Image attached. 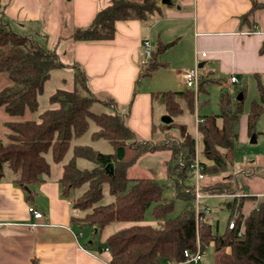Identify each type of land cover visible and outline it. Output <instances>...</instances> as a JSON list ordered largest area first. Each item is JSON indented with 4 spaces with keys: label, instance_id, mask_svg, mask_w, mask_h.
I'll return each instance as SVG.
<instances>
[{
    "label": "trees",
    "instance_id": "trees-1",
    "mask_svg": "<svg viewBox=\"0 0 264 264\" xmlns=\"http://www.w3.org/2000/svg\"><path fill=\"white\" fill-rule=\"evenodd\" d=\"M262 8L264 2L253 0L243 20L249 21L250 16ZM160 10L157 0H110L107 6L97 11L89 25L74 27L66 37L71 42L109 40L115 36L117 21H147ZM170 44L157 43L144 75H150L161 65L158 54ZM261 51L264 52V44ZM60 57L55 49L47 48L31 35L14 32L0 17V74H7L11 80L0 91V106L13 116L23 115L26 109L37 114L35 119L8 123L13 132L9 141L0 137V180L11 176L18 186L27 188L61 170L58 181L63 195L69 196L71 189L86 186L72 204L74 210H82L85 214L73 216V221L99 231L115 222L128 223L106 237L109 264H176L185 259L184 249H196L198 238L203 253L211 242L216 250H221L218 261L209 264H264V194L249 192L241 184L235 186L228 177L212 185L202 184V191L207 194H240L225 202L231 210L230 218L234 217L236 223L233 228L227 226L222 235L215 233L209 222L197 228L194 207H188L176 217H169L174 203L163 197L161 184L149 176L130 177L129 169L146 152L168 149L174 160L180 148L176 142L155 146L152 140H138L134 130L117 111H93L97 102L104 103L105 107H115L116 102L111 98L101 100L93 94L86 72L77 62H72L77 70L73 88L56 90L49 96V106L39 112V98L46 81L54 70L66 66ZM255 79L258 98L252 100L249 108L251 132L264 113V80L259 75H255ZM202 85H199L200 91L204 89ZM241 92L244 97L245 90ZM195 96L191 89L153 93V98L160 100L173 118L169 124L162 122L163 127L179 126L183 135L182 153L189 162L194 156L195 139L186 130V125L175 123L177 113L174 109L182 110L185 106L192 111ZM180 99L185 103L183 106ZM219 106V113L203 116L199 131L205 177L230 170L236 157V130L239 114L243 111V98L222 92ZM90 120L97 126L91 138L108 141L112 152L106 153L90 145H72L74 139L86 134ZM152 129L155 130L154 123ZM70 151L68 160L57 170L51 167L45 156L50 152L53 161L59 163ZM79 159L89 161L92 167H80ZM109 164H113L112 171H109ZM172 168L168 167L169 172ZM175 188L178 197L188 201L194 197V193L186 192L177 182ZM105 189L111 197L106 202ZM153 203L152 214L158 225L144 221L145 211ZM246 204L250 207L244 212Z\"/></svg>",
    "mask_w": 264,
    "mask_h": 264
},
{
    "label": "crops",
    "instance_id": "crops-1",
    "mask_svg": "<svg viewBox=\"0 0 264 264\" xmlns=\"http://www.w3.org/2000/svg\"><path fill=\"white\" fill-rule=\"evenodd\" d=\"M252 1L157 0L161 10L150 20H119L109 40L71 42L63 34L89 25L110 0H0V17L14 32L55 49L65 64L77 62L93 94L113 99L116 106L107 108L123 115L137 138L146 141L155 132L153 93L185 90V73L197 64L203 63L201 82L204 75L220 83L232 75L240 81L251 74L264 80V8L243 20ZM144 39H150L154 48L160 42L172 43L158 54L161 65L150 75H144L146 69L140 66ZM198 51L207 52L199 63ZM153 73L163 82L153 81ZM10 83L1 73L0 91ZM33 117L29 111L13 116L0 106V137H10L8 123ZM60 173L27 188L11 176L0 180V264H109L106 243L96 246V235L102 231L91 226L88 235L84 224L72 220L78 216L72 207L78 194L63 195ZM30 205L43 217L36 220ZM33 222L40 224L32 227Z\"/></svg>",
    "mask_w": 264,
    "mask_h": 264
},
{
    "label": "rangeland",
    "instance_id": "rangeland-1",
    "mask_svg": "<svg viewBox=\"0 0 264 264\" xmlns=\"http://www.w3.org/2000/svg\"><path fill=\"white\" fill-rule=\"evenodd\" d=\"M69 33L70 31H67L63 35H68ZM66 66L67 69L60 68L58 70H54L50 78L46 81L44 92L39 98V112L45 110L49 106V96L55 93L56 90H71L73 88L74 73H76L77 70H75V68L73 67L74 65L71 62L67 63ZM71 67L73 69H71ZM151 79H153V81L161 80L163 82V77H160L159 79L155 77V73H153ZM201 83H203L202 86H204V89L203 91L199 90V92H195V107L192 111L187 110L185 106H183L185 104L183 99H180L183 109H174V112L177 113H174L175 123H182L186 125V130L190 134H192L195 139L194 156L191 158V161L189 162L188 159L182 153L184 149L181 141L183 135L179 129V126L174 124L168 128L163 127L161 118L163 115L168 113L166 112V107L164 105L162 106L161 101L157 100L154 102L153 108V123L155 125V132L153 133L152 143L155 146H158L165 145L170 142H176L175 144L177 145V148H180L179 154L173 160L172 152L168 149L156 151L152 150L138 157L129 169L130 177L136 178L149 176L154 178L159 184H161L163 197L167 201H173L174 203V209L169 214V217H176L188 207H195L197 204L195 196L190 201L178 197L176 195L175 182L181 185L182 189H184L186 192H189L187 191V188L189 186L195 184V176L191 173H188L187 169L189 168L191 163H194V160L198 159L202 164V160H205L201 150V134L199 132L200 126L203 123L204 115L220 112L219 100L222 92H228L232 96H236L237 98H239L240 95H243L241 90H245V94L243 97V111L239 114V119L237 122L235 162L230 170L207 175L201 182V185H212L216 181L225 180L228 177L233 181L231 183H234L235 186L241 184L249 192H258V195L264 194V113L261 115L260 119L256 123L253 132H251L248 127V113L251 102L252 100L258 98L257 82L254 75L251 74L250 76L244 77V79H241L239 83H232L230 81V78L229 80L227 79L225 83H220L219 81H215L209 76L204 75ZM184 88L195 91L193 88H188L187 86H185ZM103 105L104 103L97 102L94 104L92 110L96 112H101L102 110L109 111V109L106 108L107 106L105 107ZM27 111L29 110L26 109L25 113ZM32 115L34 116L33 119L37 117L36 113H32ZM96 128V124L92 120H90L89 128L86 134L81 138L74 139L71 142L72 145L79 144L80 142V144L82 145H90L94 149H99L106 153L112 152L113 148L108 141L104 139L94 140L91 138V134L93 131L96 130ZM254 133L256 134L257 141L251 142V138ZM6 139L7 137L3 138L4 141H9V136L8 140ZM137 139L140 141L144 140L140 138ZM70 155L71 151L67 154L64 161L59 163L53 161L52 154L50 152L45 156L49 161L51 167H54L55 170H57L58 167H62V163L66 162ZM77 162L80 167H92V164L85 159H79ZM180 162H183L182 166L180 165ZM206 163L208 164L209 162L206 161ZM167 167H173L171 169V172L168 171ZM182 169L183 173H181ZM85 189L86 186L71 189L69 191L70 198L73 197V195L75 194H82ZM104 192V202L111 200L108 189H105ZM236 195L238 196L240 194ZM230 199L232 198L222 196V194L215 195L203 192V197L200 200L201 209L209 210V214L206 216V221L211 223L215 233H218L220 235H222L227 230L228 223L231 219V210L225 204V202ZM153 207L154 203L146 209L144 221L145 223L158 225L152 214ZM249 207L250 205L246 204L244 206V212H247L249 210ZM76 213L78 215L77 217H80L85 214L82 210H77ZM127 225V222L119 221L106 226L102 230V233L100 232L96 235V246L97 244L104 245L106 243V237L108 235ZM82 230H84L85 233L88 235H91L92 233V227L89 225H85ZM220 253L221 250H216L214 243L211 242L206 246L203 258L200 263L209 264L217 262Z\"/></svg>",
    "mask_w": 264,
    "mask_h": 264
},
{
    "label": "built area",
    "instance_id": "built-area-1",
    "mask_svg": "<svg viewBox=\"0 0 264 264\" xmlns=\"http://www.w3.org/2000/svg\"><path fill=\"white\" fill-rule=\"evenodd\" d=\"M143 57L140 60V66L143 68L147 69L150 65L151 62V57H152V52H153V43L150 39H144L143 43ZM197 63L202 62L203 60L206 59L207 57V52L206 51H198L197 52ZM230 81L232 83H239L240 79L236 75H232L230 77ZM185 82L186 86L188 88H193L195 92H198L199 90V85L201 83V77H200V67L198 64L194 66L193 68H190L186 71L185 73ZM197 140V139H196ZM180 165H183V162H180ZM204 164H202L198 159L194 160V163H191L189 168L187 169L188 173H191L192 175L195 176V184L192 186H189L187 188V191H191L194 193L195 199H196V206L194 207L195 211V217H196V225L197 228L200 225H203L206 221V216L209 214V210H202L200 207V200L203 197V191H202V185L201 182L205 178L204 174ZM184 183V182H183ZM215 195H220V194H215ZM222 196H227V197H234L237 196L236 194H223ZM29 211L33 214V217L38 220L43 217V213L39 210H37L33 205L29 206ZM235 219L232 217L229 221V228H233L235 226ZM40 223L39 222H33L31 223L32 227L38 226ZM79 235H82V232L79 233ZM104 250L108 251V248L105 247ZM184 257L185 259L179 263L176 264H199L203 258V252L201 248V243L198 238L197 241V246L196 249H189L186 248L184 249Z\"/></svg>",
    "mask_w": 264,
    "mask_h": 264
},
{
    "label": "water",
    "instance_id": "water-1",
    "mask_svg": "<svg viewBox=\"0 0 264 264\" xmlns=\"http://www.w3.org/2000/svg\"><path fill=\"white\" fill-rule=\"evenodd\" d=\"M164 1H167V0H164ZM202 66H203V63H200L199 67L201 68ZM241 98H243V95H240L238 99H241ZM161 120L163 123L169 124L170 122H172L173 118L170 115L165 114L162 116ZM256 141H257V137H256V134L254 133L252 135L251 142H256ZM108 166L110 169L109 171H112L113 164H109Z\"/></svg>",
    "mask_w": 264,
    "mask_h": 264
}]
</instances>
